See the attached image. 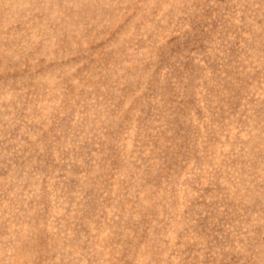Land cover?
<instances>
[{"label": "rangeland", "instance_id": "rangeland-1", "mask_svg": "<svg viewBox=\"0 0 264 264\" xmlns=\"http://www.w3.org/2000/svg\"><path fill=\"white\" fill-rule=\"evenodd\" d=\"M0 264H264V0H0Z\"/></svg>", "mask_w": 264, "mask_h": 264}]
</instances>
